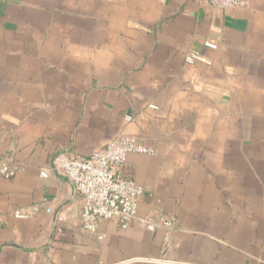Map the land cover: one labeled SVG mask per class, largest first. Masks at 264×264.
<instances>
[{"label":"crops","instance_id":"crops-1","mask_svg":"<svg viewBox=\"0 0 264 264\" xmlns=\"http://www.w3.org/2000/svg\"><path fill=\"white\" fill-rule=\"evenodd\" d=\"M247 1L0 0V156L22 168L0 176V264H264V0ZM120 134L154 150L122 169L137 216L85 231L55 158Z\"/></svg>","mask_w":264,"mask_h":264},{"label":"built area","instance_id":"built-area-1","mask_svg":"<svg viewBox=\"0 0 264 264\" xmlns=\"http://www.w3.org/2000/svg\"><path fill=\"white\" fill-rule=\"evenodd\" d=\"M216 8L248 6L247 0H205ZM203 45L216 49L217 45L205 40ZM185 61L193 63L202 61L209 63L197 50L188 49ZM156 108L155 105H149ZM127 121L131 120L126 115ZM130 153L152 155L154 150L140 143L136 137L120 134L109 140L103 148L87 155L59 154L55 158L56 168L72 183L74 193L80 198L81 228L88 232H96L98 222L114 221L121 229H126L137 216L140 197L143 187L134 180L123 177L122 169ZM21 166L10 164L0 156V176L11 179L21 171ZM40 176L47 177L46 170L39 172ZM37 207L16 208L13 216L28 218ZM50 212V208H46ZM58 221L62 216H57ZM143 223L148 230L155 228H170L172 222L163 217L157 220L144 218ZM101 238L102 236L99 235Z\"/></svg>","mask_w":264,"mask_h":264}]
</instances>
